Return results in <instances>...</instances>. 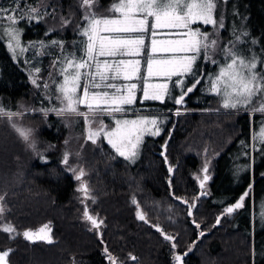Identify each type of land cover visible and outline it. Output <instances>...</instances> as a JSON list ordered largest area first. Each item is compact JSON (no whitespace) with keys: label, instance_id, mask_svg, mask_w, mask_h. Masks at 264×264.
Here are the masks:
<instances>
[{"label":"trees","instance_id":"16d2710c","mask_svg":"<svg viewBox=\"0 0 264 264\" xmlns=\"http://www.w3.org/2000/svg\"><path fill=\"white\" fill-rule=\"evenodd\" d=\"M110 1L99 0L97 16H119L110 12ZM17 5L19 10L13 13ZM216 5L223 27L208 33L219 42L212 57L217 63L199 58L193 66L195 78L189 74L166 80L172 98L140 101L138 97L123 107L121 116L157 119L159 134L147 133L134 160L120 156L109 145L77 157L78 166L88 170L94 190V202L88 199L87 205L103 221L100 235L84 217L73 162H63L68 136H84L87 124L83 117L45 114L42 109L60 107L56 99L60 94L36 87L29 79L32 68L25 62L37 42V49L43 51V76L58 72L68 53L83 54L81 32L86 21L80 0H0V8L9 9L16 25L23 27L28 48L24 56L15 57L4 33L8 20H0V107L34 113L21 118L36 129L37 144L34 150L8 130L0 131V196L5 197L6 208L0 222V251L11 249L8 264H178L176 254L187 251L191 252L185 264H264V113H250L260 106L258 102L223 107L210 83L227 59L221 49L234 46L245 56L256 54L258 70L262 68L264 0H217ZM31 8L38 14H30ZM237 17L239 23L234 25ZM200 76L202 85L177 105L175 99ZM61 77L60 72L55 74L56 79ZM6 119L0 117V128L11 126ZM166 157L174 167L170 184ZM204 161L212 177L207 194L198 196L196 176ZM242 195V206L227 214L226 207ZM180 199L197 202L193 220ZM138 207L150 224L138 219ZM3 223L20 235L5 233ZM46 224L51 227V243L23 237L25 230Z\"/></svg>","mask_w":264,"mask_h":264},{"label":"snow or ice","instance_id":"6c2138e0","mask_svg":"<svg viewBox=\"0 0 264 264\" xmlns=\"http://www.w3.org/2000/svg\"><path fill=\"white\" fill-rule=\"evenodd\" d=\"M98 3L99 0H80L83 9L82 16L86 21L82 25L81 34L87 37V40L82 42L84 45L83 54L78 56L76 52L68 53L61 62L59 72L63 77V83L58 86L57 90L60 95L56 96V99L63 107L45 108L42 111L45 114L48 111H54L57 115L67 114L83 117L85 122L89 124L88 140L96 143V139L103 133L108 143L120 156L134 160L142 133L149 130L147 125L156 127L157 120L146 118L117 120L116 127L105 132L103 122L98 117L104 113L124 112L125 109L122 105L133 103L134 90L137 85L135 83L128 85V94L125 96L120 94L121 88L112 81H115L121 73H123L125 80L131 79L133 75L140 71V61L119 60L110 63L107 59L101 60L100 58L115 57L118 54L121 56L125 54L139 55L141 48L145 46L144 34L149 31V18H152L153 22L150 25L152 36L157 34L155 31L157 28H172L182 30L180 34L183 38L160 42L152 39L151 53H169L171 55L161 59H154L149 56L147 59L148 77L164 76L171 79L173 76L182 77L190 74L195 78L197 73L193 70V66L198 58H206L212 63H217L212 57L216 54L219 42L217 39L212 38L214 34L202 32L199 28H194L193 25L197 21H202L205 25L223 27V22L214 19L213 16L214 9L217 6L216 0H119V3H113L110 8V12L120 13L119 18L98 17L94 11V7L98 6ZM18 10L19 5H17V8L11 9L13 13ZM8 12L9 9L0 8V20L7 19L10 21L7 34L12 40L16 41V46L19 47V30L14 27L17 20L15 15H3ZM30 14H38L37 9L31 8ZM23 16L24 13H21V18ZM64 23L67 24L70 21L65 20ZM101 32L115 35H100ZM120 34L136 35L123 36ZM52 43L56 44L57 42L53 41ZM9 47L12 48L11 43ZM221 51L225 53L227 59L210 83L212 90L222 96L223 107L235 109L254 105L258 102L260 106L258 108L253 107L251 110L264 113V60L259 61L262 68L257 70L256 56H244L241 52L235 50L234 46L221 49ZM35 71L39 73L41 70L36 68ZM32 82L37 84L35 79ZM176 83L183 84V81L177 80ZM199 83L200 80L196 79L192 87H187L186 91H182L179 98L175 99L174 102L177 105L182 104L184 96L192 92L196 84ZM37 87H39L38 84ZM44 87L48 88L49 85L45 83ZM108 89L113 91L110 92ZM78 91L82 95H77ZM165 95L172 98L167 84L153 85L145 83L143 87V98L145 100L163 101ZM89 96H91L90 102L87 99ZM81 104H84L88 109L86 112L79 110L78 105ZM22 114L20 112L5 111L3 107H0V117L7 116L9 121H13V117H19ZM94 124H98L99 127L93 129L92 125ZM12 126L18 135L35 150V142L31 139L32 130L19 126L14 121ZM159 131V127H156V131L152 134H159ZM261 138L264 139V136ZM63 162L68 164V153H65ZM72 171L75 173L77 170L72 169ZM171 171L172 169L169 168V172ZM205 171H207L206 167ZM84 175L85 172L81 168L75 178L81 180ZM207 179L208 177L205 176L204 180ZM201 187H203V181ZM77 191L83 192L86 198H91L94 202V197H91L87 185L83 182ZM243 199L242 196L240 200L243 201ZM4 200L5 197L0 196V222H3V215L6 211L3 204ZM133 202L135 203V200ZM241 206L242 204L237 202L232 207L226 208L225 211L226 213H232L234 209ZM192 207H195V205H190V208ZM189 215H192L191 211H189ZM84 217L95 228H99L103 224L102 220L98 221L97 218L89 214L87 206L84 208ZM138 218L144 219V216L138 213ZM217 223H219V218ZM2 230L5 233L20 235L13 226L8 224H5ZM46 230L50 232L48 225L40 228L38 233L26 230L22 235L25 239L33 242L39 239L51 243V237L47 235ZM165 239L172 240L174 238L165 236ZM173 247L175 248L176 245L173 244ZM10 252L11 249L0 251V264H8L7 258ZM105 252L107 253V249H105ZM131 259L135 260L136 258L131 257ZM175 259L181 261L182 256L176 255ZM109 260H113L110 254Z\"/></svg>","mask_w":264,"mask_h":264},{"label":"rangeland","instance_id":"374dc122","mask_svg":"<svg viewBox=\"0 0 264 264\" xmlns=\"http://www.w3.org/2000/svg\"><path fill=\"white\" fill-rule=\"evenodd\" d=\"M113 3H119V1H115V0H112L110 1L109 5H110V8H111V5ZM216 4H217V0H216ZM217 8V6H216ZM216 8L214 9V12H213V16H214V19H217L218 21H222L223 20H220L219 18H222V17H218L216 16ZM223 10L221 11L224 15V17H226V14H224V8H222ZM94 10H95V7H94ZM8 15H13V13H10L8 12ZM99 17V16H98ZM104 17H109V18H119L120 17V13H119V16L117 17H110L109 15L108 16H104ZM223 19V18H222ZM150 20V23H149V31L147 33L144 34V37H145V46H143L141 48V51L139 53V55H117L115 57H101L100 59L101 60H104V59H107L110 63H113L115 61H119V60H131V61H135V60H139L140 61V71L133 75L131 77V79H128V80H125L123 78V73L120 74V76L115 80V81H112L113 83H115L119 88H121V92L120 94L121 95H127L128 94V90H127V86L128 85H131L133 83H135L137 85L136 89L134 90V101L133 103L135 102V100L139 97L140 98V101H145V99L143 98V87L145 85V83L147 84H167V81H169V78L167 77H164V76H151V77H148L147 75V59L149 58V56H152V58L154 59H161V58H165L171 54L169 53H151V41L152 39H155L157 40L158 42L160 41H169V40H176V39H181L183 38L181 36V32L182 30H179V29H172V28H157L155 29L156 31V35L155 36H152L151 35V23L153 22L152 21V18H149ZM10 21H8V25H9ZM239 23L238 21V17L234 19L233 21V24L234 25H237ZM8 25L5 26L4 28V33H5V37H6V42H7V45L9 47V44L11 43L12 45V48H10V50L15 54L14 56L15 57H19V55H22L24 56L26 51L28 50L27 48V45L24 43V37H23V27L21 25H14L15 28H17L19 30V35H18V40H19V47L16 46V41L15 40H12L10 38V36L7 34V29H8ZM196 25V26H195ZM102 27V26H101ZM194 28H199L202 32H212V28H216V30L218 31L219 29V26H216V25H205L203 24L202 21H197L194 25H193ZM222 30V28L220 29ZM100 35H115V34H110V33H103L101 32ZM120 35H123V36H128V35H136V34H120ZM83 36V35H82ZM85 39V40H84ZM82 37V40L86 41L87 40V37ZM83 42V41H82ZM40 43H35V44H32V48H35L36 50H33V53H32V56L28 57L30 54H26L27 56H25V62L27 65H29L30 68H32V71L29 75V79L30 81L32 82L33 79H35L37 81V84L39 85V88H43L45 89L47 92L48 91H56V93L60 94L58 92V86L60 83H63V77H61L60 79H56L55 78V74L56 73H59L58 72H53L51 71L50 73L52 74L51 76L49 75L50 73L46 74L45 76H43V69H41V67L43 68V66L41 65L42 64V57L41 55L43 54V51L41 49H37L39 47ZM84 45L82 43V49H83ZM13 49H15V51H13ZM21 49H23V51H21ZM255 54V53H254ZM79 56V55H78ZM245 56V55H244ZM256 57H258L256 54H255ZM199 59V58H198ZM197 59V60H198ZM257 65H258V58H257ZM223 66V65H221ZM219 66V67H221ZM36 68H40V72L37 73L35 71ZM259 67H257V70H258ZM84 71V70H82ZM130 71V69H129ZM219 72V71H218ZM217 72V73H218ZM216 76V75H215ZM172 78V77H171ZM215 78V77H214ZM200 80V83L202 85V76H200V78L198 79ZM33 83V82H32ZM47 83L49 85L48 88H45L44 87V84ZM37 84H34L36 87H37ZM82 84H83V81H82ZM199 84H196L195 88L196 89ZM193 83L191 84L190 87H192ZM108 91H113L112 89H108ZM211 91L215 92L214 90L211 89ZM141 93V94H140ZM77 95H82V93L80 91H78ZM221 96V95H220ZM179 98V97H178ZM88 101L90 102L91 101V96H89L88 98ZM132 103V104H133ZM221 104H223V99H222V96H221ZM126 105H122V107H124ZM60 107H63V105L61 104ZM59 107V108H60ZM82 107H86L84 104H81V105H78V108L80 110V108ZM88 109H86L85 111H82V112H86ZM81 111V110H80ZM20 113H23L22 115L26 114L25 112H20ZM251 114L254 113V111H250ZM53 114H56V112H53ZM121 112H117V113H111V114H108V113H104L102 115H100L98 117V119L100 121L103 122V125H104V131H111L112 129H114L116 127V121L117 120H136V119H142V118H145V117H141V118H138V117H126V116H121ZM21 115V116H22ZM26 115H34V113H28ZM67 115V114H66ZM107 115V118H105L104 116ZM21 116L15 118L13 117V121L19 125V126H22L24 128H27V129H31L32 130V137L31 139L36 142V129L30 125L26 120L25 118H21ZM61 116H65V115H61ZM70 116H74V115H70ZM148 119V118H146ZM151 119H155V118H149L148 120H151ZM157 120V119H156ZM6 121L10 122L11 126L9 127H1L0 128V131H4V130H8L10 135H15L19 140H22L24 143H26L28 146H30V144L26 141H24L19 135L18 133L16 132V130L13 128L12 126V122L13 121H9V119H6ZM70 122L72 123V120H70ZM69 123V125L71 124ZM87 124V123H86ZM93 129L99 127L98 124H94L92 125ZM147 128L149 129L148 131H145L142 133L141 135V140H140V143H139V146L137 148V154H138V150H139V147H140V144L142 143L143 139L145 138L146 135H148L147 133L149 132H154V127L152 125H147ZM88 132H89V124H87L86 126V130L85 132L83 133L84 136H77V135H74L73 133H71L69 136H68V162L72 161L73 164H72V169H76L77 171L73 173L74 175V178L76 175L79 174V169H83L84 172H85V175L83 177H81V180H77V189L80 188L81 186V183L83 182L84 184L87 185L88 189H89V192L91 194V196L94 195V190L91 188L90 186V182L89 180L87 179V175H88V170L83 167V166H78V162L77 160L79 158H81L84 154L86 153H89L91 152L92 150L94 151L95 149H98L100 151L99 148H102L104 145H109L111 148L112 146L108 143V140L107 138L103 135V133H101V135L96 139V143H92L91 140H88L87 137H88ZM13 137V136H12ZM168 141H166L164 144H165V151H166V145H167ZM164 144H163V151H164ZM35 145H37L35 143ZM84 148V149H83ZM87 149V151H85ZM114 149V148H113ZM115 150V149H114ZM163 151L161 152L162 155H165L163 154ZM137 156V155H136ZM79 157V158H77ZM88 159H84V162H86ZM165 162H168L169 164V167L167 166V169L169 171V168H171L173 170V175H174V167L172 165H170L169 163V160L168 158L166 157L165 159ZM205 167L207 168V171H205ZM201 170L199 171V173L197 174L196 176V182H197V185L200 189V192H201V195L200 192L198 193V196H203V195H206L207 194V188H208V183L209 181L211 180V173L208 171L209 169V164L207 162L204 161V165L203 167L200 168ZM171 175V172H169V179H168V183L170 184L171 183V178L172 176ZM207 176L208 178H210L208 181L204 182L203 183V187L201 188L200 185H201V182L203 181L204 177ZM76 179V178H75ZM79 194L80 196L82 197V201L84 202V193L83 192H80L79 191ZM243 196V195H242ZM241 196V197H242ZM240 197V198H241ZM239 198V199H240ZM239 199L237 201H239ZM88 200V199H87ZM136 201V199H133ZM244 200V199H243ZM134 203V202H133ZM136 204V202L134 203ZM193 204V203H191ZM197 206V205H196ZM139 208V207H138ZM138 208H137V211H136V214L138 212ZM196 208V207H195ZM171 209H173V206L171 207ZM187 210H188V215H189V208L187 207ZM195 211V209H194ZM92 213V212H91ZM142 213L144 214L145 216V221L147 220V217H146V214L145 212L143 211L142 209ZM84 214V213H83ZM92 215L94 216H98V220H100L99 218V215L97 213H92ZM179 215H176L174 216V218L178 217ZM190 216V215H189ZM193 216H194V213L192 216H190L193 220ZM138 217V215H137ZM220 218L219 217V223H217L216 221V224L219 225L220 224ZM87 220V219H86ZM218 220V219H217ZM88 221V220H87ZM148 221V220H147ZM146 221V222H147ZM264 221V217L262 216V220H261V223ZM90 222V221H89ZM149 222V221H148ZM91 223V222H90ZM5 224L7 223H3V227L5 226ZM9 225V224H8ZM48 225V224H46ZM93 226V225H92ZM43 226L37 228V229H28V230H31L33 233H38V230L40 228H42ZM94 227V226H93ZM101 227V225H100ZM99 227V229H100ZM48 228L50 229V232L46 230V233L48 236L51 237V240H52V234H51V227L48 225ZM98 229V228H97ZM98 229V230H99ZM26 231V230H25ZM15 237V236H14ZM36 240H39V239H36ZM178 254H183V253H178ZM176 254V255H178ZM187 257V256H186ZM185 257V258H186ZM185 258H184V263H185ZM8 261V260H7ZM177 261V260H176ZM113 262H116L117 264V261H113ZM177 263L179 264V262L177 261Z\"/></svg>","mask_w":264,"mask_h":264},{"label":"water","instance_id":"95a60500","mask_svg":"<svg viewBox=\"0 0 264 264\" xmlns=\"http://www.w3.org/2000/svg\"><path fill=\"white\" fill-rule=\"evenodd\" d=\"M163 154H165V144H164V151H163ZM167 163V166L169 167V164H168V162H166ZM171 175H173V170L171 171ZM210 178H208L207 180H204L203 179V183L204 182H206V181H208ZM200 187H201V185H200ZM202 188V187H201ZM199 195H201V192H200V194ZM243 197H245V195H243ZM183 203H184V205H186L188 208H189V211H191L192 212V215H193V213H194V209H195V207H196V205H197V202L195 201L193 204L195 205V207H192V208H190V205H192L190 202H188V201H186V200H182V199H180ZM136 202V201H135ZM237 202H240L241 204L243 203V201H241L240 199H239V201H237ZM236 202V203H237ZM236 203H234V204H231V205H229L228 207H232L233 205H235ZM84 205L85 206H87L88 207V211H89V214L90 215H92V213H91V211H90V209H89V206L87 205V198L85 197V195H84ZM228 207H226V208H228ZM238 208H236V209H234V211L232 212V213H234L236 210H237ZM138 213H140V214H142L143 216H144V214L142 213V208L141 207H139L138 208V212H137V215H138ZM232 213H227V214H232ZM191 215V216H192ZM92 216H94V215H92ZM95 218H97V220H98V216H94ZM139 220H144L145 219V216H144V219H140V218H138ZM99 221V220H98ZM147 221V220H146ZM147 223L148 224H150V222H148L147 221ZM99 229V228H98ZM156 229L158 230V231H160V227H156ZM99 234L101 235V233H100V229H99ZM164 236H170V235H166V234H163ZM172 237V236H171ZM173 240V239H172ZM191 251H187V252H185L186 253V255H184L185 253H183V254H178V255H181L182 256V260L181 261H178L179 262V264H185L184 263V258L190 253ZM113 264H116V262H113Z\"/></svg>","mask_w":264,"mask_h":264},{"label":"flooded vegetation","instance_id":"af4514ba","mask_svg":"<svg viewBox=\"0 0 264 264\" xmlns=\"http://www.w3.org/2000/svg\"><path fill=\"white\" fill-rule=\"evenodd\" d=\"M91 197H93V196H91ZM87 199H91V198H87Z\"/></svg>","mask_w":264,"mask_h":264}]
</instances>
